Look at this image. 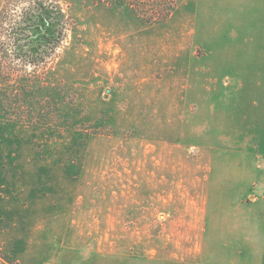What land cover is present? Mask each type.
Here are the masks:
<instances>
[{"label": "rangeland", "instance_id": "374dc122", "mask_svg": "<svg viewBox=\"0 0 264 264\" xmlns=\"http://www.w3.org/2000/svg\"><path fill=\"white\" fill-rule=\"evenodd\" d=\"M54 3L66 39L24 106L0 86V264H232L264 164V0L155 24Z\"/></svg>", "mask_w": 264, "mask_h": 264}, {"label": "trees", "instance_id": "16d2710c", "mask_svg": "<svg viewBox=\"0 0 264 264\" xmlns=\"http://www.w3.org/2000/svg\"><path fill=\"white\" fill-rule=\"evenodd\" d=\"M174 1L87 0L91 5L107 3L118 8L126 7L146 24L165 23L173 12ZM54 2L0 0V86H7L9 90L10 87L18 89L12 99L18 107L24 106L35 87L33 83L37 80L34 78L45 70L66 39L68 19ZM27 67L30 73H26ZM14 83L15 86L12 85ZM5 92L3 104L9 106L11 97Z\"/></svg>", "mask_w": 264, "mask_h": 264}, {"label": "crops", "instance_id": "0c3cea01", "mask_svg": "<svg viewBox=\"0 0 264 264\" xmlns=\"http://www.w3.org/2000/svg\"><path fill=\"white\" fill-rule=\"evenodd\" d=\"M248 188L250 200L235 202L232 264H264V164L251 165Z\"/></svg>", "mask_w": 264, "mask_h": 264}]
</instances>
